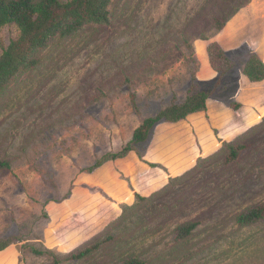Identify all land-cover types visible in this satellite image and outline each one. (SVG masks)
I'll return each instance as SVG.
<instances>
[{"label":"rangeland","instance_id":"1","mask_svg":"<svg viewBox=\"0 0 264 264\" xmlns=\"http://www.w3.org/2000/svg\"><path fill=\"white\" fill-rule=\"evenodd\" d=\"M251 1L114 0L111 27L57 39L9 85L0 96V159L11 162L0 169V237L22 240L0 253V264H53L95 241L103 243L90 257L62 264H112L129 254L147 264H264V218L235 222L264 203L261 113L236 136L251 148L231 165L220 147L238 130L199 118L157 126L141 146L140 169L117 162L98 178L84 172L119 151L142 117L182 100L193 74L214 99L235 98L239 59L251 47L232 51L236 66L219 85L202 35L216 38L214 17L230 20ZM17 35L15 25L1 29L0 55ZM190 220L197 228L175 241V228Z\"/></svg>","mask_w":264,"mask_h":264},{"label":"trees","instance_id":"2","mask_svg":"<svg viewBox=\"0 0 264 264\" xmlns=\"http://www.w3.org/2000/svg\"><path fill=\"white\" fill-rule=\"evenodd\" d=\"M113 2L114 0H0V31L7 25H15L18 28V35L12 38L0 55V96L20 74L37 68L41 64V53L57 39L72 37L87 27H111ZM229 18L215 16L213 19L215 29L221 31ZM202 37L209 40L206 52L211 67L219 74L217 84L220 85L224 76L235 68L237 58L231 56L220 42L205 35ZM239 61L243 62V73L250 81L264 80V61L254 50L249 49L245 57ZM209 99H214L213 94L204 90L197 81V75L193 74L191 84L182 100L173 97L170 103L154 115L142 117L133 131L132 138L119 151L103 155L93 165L85 168L84 172L94 174L108 162L123 160L131 153L143 159L145 154L141 146L153 138L157 126L176 125L187 120L192 114L207 112ZM216 100L227 104L233 110H239L243 106L235 98ZM132 103L134 109L138 111L135 94L132 95ZM250 148V143L240 141L238 137L230 141L224 140L220 147L224 164L231 165L239 161ZM150 165L156 166L155 163ZM10 168V160L0 159V169ZM263 218L264 203L236 214L235 222L240 226H246ZM198 225L197 220L178 225L174 231V240L180 241L189 237ZM21 240L16 235L0 237V252L13 247ZM102 243L103 241L89 243L69 253L64 259L55 257L53 264H62L63 260L86 259L99 249ZM31 250L37 254L44 253L33 247ZM112 264L147 262L139 255L129 254Z\"/></svg>","mask_w":264,"mask_h":264},{"label":"crops","instance_id":"3","mask_svg":"<svg viewBox=\"0 0 264 264\" xmlns=\"http://www.w3.org/2000/svg\"><path fill=\"white\" fill-rule=\"evenodd\" d=\"M212 40L220 42L230 55H232V51L241 47L243 44H249L251 49L254 50L264 61V0H252L251 4L241 8L226 23L225 27L218 33L217 37ZM208 42L205 46V53L207 56L206 68L215 75L218 73L211 67L206 52ZM235 99L243 105L239 110H233L227 106V104L216 99H209L207 112L192 114L187 120L178 123V125H183L188 123L191 119L199 118L206 119L223 132H225L223 126L229 125L228 127H234L238 131L230 136L223 133L226 135L224 140H233L246 128L247 121L251 122L255 118L256 113H261V116H264V80L260 82H252L242 70L241 80ZM241 127H243V129H240ZM117 162L128 165L132 162H135L137 165L138 163L141 164L139 157L136 154L131 153L123 160L108 162L92 175L94 178H98V176L106 171L109 166L114 165ZM140 166L139 169L142 168V165ZM144 168L146 172L155 173V169L152 167H145L144 165Z\"/></svg>","mask_w":264,"mask_h":264}]
</instances>
